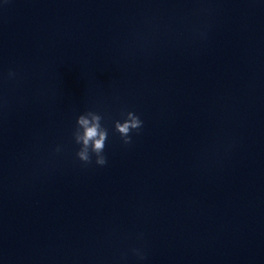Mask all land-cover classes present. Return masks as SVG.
Returning a JSON list of instances; mask_svg holds the SVG:
<instances>
[{"label": "water", "instance_id": "95a60500", "mask_svg": "<svg viewBox=\"0 0 264 264\" xmlns=\"http://www.w3.org/2000/svg\"><path fill=\"white\" fill-rule=\"evenodd\" d=\"M193 1L0 0V191Z\"/></svg>", "mask_w": 264, "mask_h": 264}, {"label": "clouds", "instance_id": "9594fccd", "mask_svg": "<svg viewBox=\"0 0 264 264\" xmlns=\"http://www.w3.org/2000/svg\"><path fill=\"white\" fill-rule=\"evenodd\" d=\"M122 115L124 116L123 121L116 120L114 129L119 133L123 143L128 145L132 142L131 133L133 131L139 132L143 126V121L133 111H127ZM102 119L103 117L94 111H86L76 119V127L72 136L75 143L80 145L76 156L85 164L92 163L93 156H95L96 165L104 166L107 164L104 149L108 138V130L102 126Z\"/></svg>", "mask_w": 264, "mask_h": 264}]
</instances>
